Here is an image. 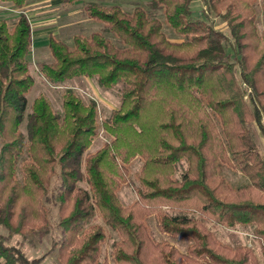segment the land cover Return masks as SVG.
I'll use <instances>...</instances> for the list:
<instances>
[{
    "label": "trees",
    "instance_id": "16d2710c",
    "mask_svg": "<svg viewBox=\"0 0 264 264\" xmlns=\"http://www.w3.org/2000/svg\"><path fill=\"white\" fill-rule=\"evenodd\" d=\"M191 1L147 0L163 9L180 40L168 38L162 22L140 6L126 12L93 1L83 13L101 30L74 35L71 46L49 34L51 60L38 64L49 84L87 77L105 89L120 86L119 107L100 120L96 102L85 103L71 88L62 93L60 112L43 94L26 111L34 85L26 58L30 23L23 13L12 26L0 19V229L7 232L0 233V264L43 260L46 254L28 258L8 240L48 233V206L58 213L60 236L49 252L56 249L60 264H98L105 227L117 235L114 264H260L251 247L222 244L204 224L253 226L264 256V155L247 126L256 124L264 136L259 0H203L228 35L195 18ZM0 2L20 8L27 0ZM100 130L109 139L90 151ZM135 158L142 162L136 199L124 206L116 192ZM222 167L249 182L231 186ZM149 216L161 233L189 239L186 251L156 241ZM96 217L102 224L92 223Z\"/></svg>",
    "mask_w": 264,
    "mask_h": 264
},
{
    "label": "rangeland",
    "instance_id": "374dc122",
    "mask_svg": "<svg viewBox=\"0 0 264 264\" xmlns=\"http://www.w3.org/2000/svg\"><path fill=\"white\" fill-rule=\"evenodd\" d=\"M88 1L97 2L102 5H119L126 12H131L134 7L140 6L145 9L149 16L155 17L162 22V30L168 38L171 40H180L173 33L172 29L165 25L163 9L150 8L147 0H78L71 5L62 3V0H27L25 5L20 8L15 7L11 3L0 2V19L4 20L9 26H12L19 14L23 13L26 15L31 27V49L26 58L29 63L30 73L34 79V85L26 96L27 112L29 111L32 100L38 94L45 95L51 102L52 107L60 112L62 93L66 88H71L85 103H88L91 99L94 100L97 104L99 120L107 117L112 110L119 107V85L111 89H105L100 87L94 78L79 77L54 86L44 80L38 70L39 63L51 60V54L48 48L49 34L56 35L68 46H71L74 35H89L91 32L102 29L103 25L101 23L93 21L84 15L82 8ZM190 8L195 18L206 19L216 29L228 35L224 21L219 16H215L207 11L203 0H192ZM254 9L256 14V27L258 32H261L264 29V8L261 6V0L255 4ZM230 47L227 44L226 50L232 53ZM247 126L256 149L261 155H264V136H262L256 124L250 123ZM21 130L25 132L24 123L21 126ZM108 139V135L100 130L89 150L95 151ZM141 164L142 162L139 158H135L130 162L128 165L129 181L123 184L116 192L117 198L124 206L130 205L136 199L135 190L138 186L136 174ZM185 168L186 164L184 162L179 164L175 176L179 178ZM221 172L231 186H241L249 182L239 171L222 167ZM54 183L55 179L53 178L52 186ZM80 185L85 187L84 183H80ZM48 207H50V228L48 233L43 236L37 234L25 236L15 234L10 236L8 242L9 244L19 246L28 258H37L46 254L39 264H60L56 249L49 252L52 241L58 239L60 236V229L57 226L58 213L55 206ZM92 223L102 224L98 217ZM146 223L151 235L156 241H166L175 246L179 251H186L187 246L190 244L189 239L172 238L161 233L154 216H149L146 219ZM204 224L220 243L233 248L247 245L252 248L259 263L264 264V256H262L260 242L253 235V226L236 225L234 227H225L207 221H204ZM105 230L107 237L101 244L98 264H114L110 252L112 243L117 240V235L108 227H105ZM0 233L6 235L7 232L0 229Z\"/></svg>",
    "mask_w": 264,
    "mask_h": 264
}]
</instances>
